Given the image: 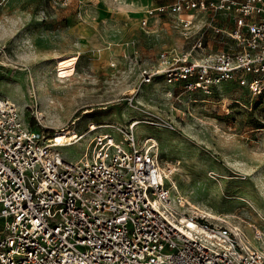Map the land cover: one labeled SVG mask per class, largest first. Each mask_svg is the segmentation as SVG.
Returning a JSON list of instances; mask_svg holds the SVG:
<instances>
[{
	"label": "built area",
	"instance_id": "obj_1",
	"mask_svg": "<svg viewBox=\"0 0 264 264\" xmlns=\"http://www.w3.org/2000/svg\"><path fill=\"white\" fill-rule=\"evenodd\" d=\"M160 12L190 45L160 50L140 85L163 77L205 93L227 82L264 93V0H173L148 7L143 23ZM139 122L90 123L55 145L0 93V264H264V232L251 238L190 207L157 138L137 139ZM91 133L79 158L59 150Z\"/></svg>",
	"mask_w": 264,
	"mask_h": 264
},
{
	"label": "rangeland",
	"instance_id": "obj_2",
	"mask_svg": "<svg viewBox=\"0 0 264 264\" xmlns=\"http://www.w3.org/2000/svg\"><path fill=\"white\" fill-rule=\"evenodd\" d=\"M172 1L0 0V93L49 137L140 120L137 139L157 138L162 164L175 169L171 180L190 207L252 238L255 227L264 232V93L236 82L205 93L163 77L140 85L141 68L160 50L190 45L168 12L142 21L148 7ZM93 135L59 150L77 159Z\"/></svg>",
	"mask_w": 264,
	"mask_h": 264
},
{
	"label": "bare ground",
	"instance_id": "obj_3",
	"mask_svg": "<svg viewBox=\"0 0 264 264\" xmlns=\"http://www.w3.org/2000/svg\"><path fill=\"white\" fill-rule=\"evenodd\" d=\"M57 74H59V72L57 71ZM88 111H90V109H86L84 112H88ZM91 127L93 128V129H95V128H98V125H96V124H92L91 125ZM56 134V133H55ZM64 134V133H63ZM72 134H73V131H70L69 133H67L64 137H59L58 136V134L57 135H55V136H53V137H50V141H54V142H56L55 143V145H63L62 144V142L65 140V139H67V140H72L73 138H75V137H77L79 134H77V136H72ZM172 175V174H171ZM170 175V176H171ZM187 203V202H186ZM190 204V203H189ZM191 205V204H190ZM192 206H195L198 210H200L202 213H204L205 215H207V216H211V217H214L215 218V216H213V214L212 213H210V212H208V211H206V210H204V209H202V208H199L198 206H196V205H192ZM189 221V225L190 226H196V223L195 222H193V221H191V220H188Z\"/></svg>",
	"mask_w": 264,
	"mask_h": 264
},
{
	"label": "crops",
	"instance_id": "obj_4",
	"mask_svg": "<svg viewBox=\"0 0 264 264\" xmlns=\"http://www.w3.org/2000/svg\"><path fill=\"white\" fill-rule=\"evenodd\" d=\"M145 14V13H144Z\"/></svg>",
	"mask_w": 264,
	"mask_h": 264
}]
</instances>
